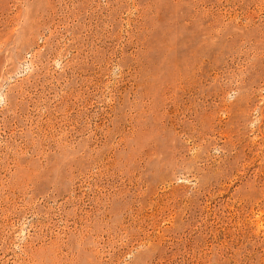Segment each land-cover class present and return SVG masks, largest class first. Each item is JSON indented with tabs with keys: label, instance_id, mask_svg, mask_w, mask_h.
Segmentation results:
<instances>
[{
	"label": "rangeland",
	"instance_id": "374dc122",
	"mask_svg": "<svg viewBox=\"0 0 264 264\" xmlns=\"http://www.w3.org/2000/svg\"><path fill=\"white\" fill-rule=\"evenodd\" d=\"M0 264H264V0H0Z\"/></svg>",
	"mask_w": 264,
	"mask_h": 264
}]
</instances>
